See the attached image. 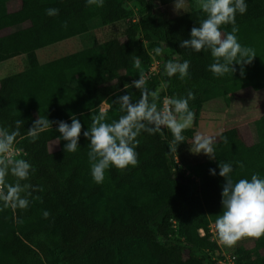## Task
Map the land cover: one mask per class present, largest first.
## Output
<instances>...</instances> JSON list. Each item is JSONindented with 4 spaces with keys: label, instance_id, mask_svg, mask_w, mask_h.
<instances>
[{
    "label": "trees",
    "instance_id": "16d2710c",
    "mask_svg": "<svg viewBox=\"0 0 264 264\" xmlns=\"http://www.w3.org/2000/svg\"><path fill=\"white\" fill-rule=\"evenodd\" d=\"M9 1L0 0V63L23 56L27 67L0 79V128L12 132L14 121H23L13 144L19 154L13 158L27 159L34 171L27 181L32 185L27 209L0 204V264H217L213 257L220 250L219 239L209 225L221 210L223 178L210 176L208 170L230 162L234 181L254 173L264 177V114L249 125L256 137L251 144L237 128L217 134L216 160L194 154L188 140L193 139L203 103L221 98L228 107L238 91L264 88V0H246V12L235 18L239 42L254 49L256 57L244 66L243 75L234 65L233 75L219 78L208 71L213 62L208 50L180 46L204 18L199 9L166 18L157 8L173 0H104L102 6L85 0H19L13 11L7 8ZM126 3L133 4L139 18L120 38L38 61L36 51L82 35L95 22L107 26L130 19L133 11ZM47 8L58 9V14L47 16ZM157 46L163 49L160 54L152 51ZM135 56L140 57L139 67ZM172 58L189 61L187 77L167 75L164 65ZM153 61L161 65L146 77ZM140 78L145 83L134 87ZM189 90L195 97L189 102L193 126L184 131L176 152L167 128L149 133L152 125L143 121L136 165L107 169L100 184L91 178L88 142L82 135L74 153L63 151V142L56 151L48 150L59 135L55 124L35 141L27 136L38 116L70 123L74 114L83 132L101 104L111 106L106 122L126 114L119 99L123 95L134 104L147 92L148 103L159 111L164 98ZM186 171L199 178L198 190ZM13 179L8 177L9 182ZM239 240L251 246L236 247L235 264H264V234Z\"/></svg>",
    "mask_w": 264,
    "mask_h": 264
},
{
    "label": "clouds",
    "instance_id": "9594fccd",
    "mask_svg": "<svg viewBox=\"0 0 264 264\" xmlns=\"http://www.w3.org/2000/svg\"><path fill=\"white\" fill-rule=\"evenodd\" d=\"M87 5L102 6L104 0H85ZM177 10L183 0H173ZM199 10L204 18L198 26L190 30V39L181 42L183 48H190L196 52L208 50L213 62L208 65V71L215 77H224L236 71L234 65L240 67L243 75L244 66L251 63L256 57L254 49L243 46L236 33L235 25L237 14L243 15L247 10L246 0H199ZM45 14L56 16L58 9L47 8ZM232 25L230 31H222V26ZM153 53L160 54L161 46L153 48ZM135 66L141 64L140 57H134ZM189 61L170 60L165 63L164 71L169 77L178 76L184 79L189 75ZM145 83L143 78L133 81V86L141 87ZM148 93L141 95L139 102L129 103V96H121L120 102L126 107V114L119 115L112 122H106L108 109H101L98 115L92 117L90 127L82 132V123L76 115L69 117L70 123L63 120L50 121L45 115L38 116L31 127L27 129V136L35 141L39 135L55 124L56 135L54 145L63 142V151L76 152L80 146L81 135L88 142V160L92 180L100 184L105 179V171L109 168L126 169L137 163V137L145 129L143 121L149 122L152 127L147 128L149 133H155L167 128L171 134L172 149L176 152L179 142L184 140V131L192 121L189 111V102L194 93L189 90L184 96H173L165 99L161 110L155 104L148 103ZM182 118L178 120V116ZM17 128L7 132L0 128V204L3 207L27 209L32 185L28 183L33 166L27 159L13 158L12 153L18 152L13 148L14 141L19 135L20 119L14 121ZM214 138L197 133L193 137L191 151L194 154H203L209 160H216ZM242 167V165H241ZM218 169V171H217ZM210 176L223 178L221 186V210L214 221V228L219 241L225 245H232L242 237H259L264 234V177L252 174L249 178L232 179L233 165L230 162H219L216 168H209ZM8 177L14 178L9 182ZM43 216L47 218L49 212L45 210Z\"/></svg>",
    "mask_w": 264,
    "mask_h": 264
},
{
    "label": "rangeland",
    "instance_id": "374dc122",
    "mask_svg": "<svg viewBox=\"0 0 264 264\" xmlns=\"http://www.w3.org/2000/svg\"><path fill=\"white\" fill-rule=\"evenodd\" d=\"M125 6L129 10L133 11V16L130 19L107 26H102L95 22L92 28L82 35L58 42L36 51L38 61L40 63H45L52 59H56L85 48L98 46L115 37L120 38L123 34V31L129 27L132 21H137L139 18L137 15V10L132 3H126ZM197 9H199V0H183V3L177 10L174 8V3H171L166 6L158 7L157 11L164 14L166 18H172ZM9 32L10 30L3 31V33L5 34ZM141 36V34L138 35L139 39L141 38ZM172 59L176 60L175 58ZM160 65L161 64L159 63V67ZM26 67V59L23 56L17 59L14 58L5 62H1L0 79L5 76L14 74L18 71H22ZM162 107L163 104L161 105V108ZM105 108H107V105L105 104H101L99 107L100 110ZM191 113L192 117H194L193 111ZM263 114L264 88L257 91L251 88H245L240 91V94L237 95V99L234 100L228 107L225 105L224 101L221 98H216L203 103L194 135L197 133H201L215 138L220 132H223L230 128L239 127L242 132L250 130V138L247 139L243 137V139L246 144H251L253 141L255 142L256 137L252 133L249 125L251 122L259 119ZM177 118L178 120L181 119L182 114ZM192 126L193 118L192 121L189 122L188 128H191ZM188 141H193V139ZM57 149L58 144L54 145V141L48 144V150L50 152L56 151ZM185 167L186 166H184V169H186ZM186 175L191 178L193 190H198L199 178L192 176L189 171H186ZM239 245L245 248H249L251 246V242L248 240H237L232 245H225L221 243L220 248L225 253L234 254V250Z\"/></svg>",
    "mask_w": 264,
    "mask_h": 264
},
{
    "label": "built area",
    "instance_id": "2783aa9c",
    "mask_svg": "<svg viewBox=\"0 0 264 264\" xmlns=\"http://www.w3.org/2000/svg\"><path fill=\"white\" fill-rule=\"evenodd\" d=\"M159 69V62L158 61H153L148 69V72L146 74V77L148 75H151V74H155ZM166 98L163 99V104H164V101H165ZM19 154V151L16 152L14 151L12 153L13 154ZM209 231L210 233L215 237L216 233H215V228H214V224H210L209 225ZM200 234H202V231H199ZM217 244L219 245V248H220V245H221V242L220 241H217ZM213 259L217 262V264H235V256L233 253H225L222 251V249L220 248V250L216 251L214 253V257Z\"/></svg>",
    "mask_w": 264,
    "mask_h": 264
},
{
    "label": "crops",
    "instance_id": "0c3cea01",
    "mask_svg": "<svg viewBox=\"0 0 264 264\" xmlns=\"http://www.w3.org/2000/svg\"><path fill=\"white\" fill-rule=\"evenodd\" d=\"M19 5H20L19 0H12V1H9V2L7 3V8H8L9 11H13V10L18 9V8H19ZM17 58H19V57H17ZM17 58H15V59H17ZM240 91H242V90H240ZM240 91H238L237 95L240 94ZM234 128H237V129L239 130L240 135L242 136V138H243V137H245V138H247V139L250 138V136H251V132H250V130H246V131H243V132H242V131L240 130L239 127H234ZM230 129H231V128H230ZM243 140H244V139H243ZM252 141H253V140H252Z\"/></svg>",
    "mask_w": 264,
    "mask_h": 264
}]
</instances>
